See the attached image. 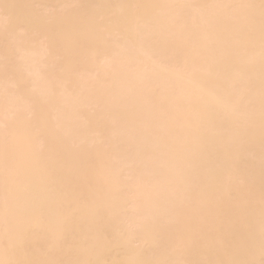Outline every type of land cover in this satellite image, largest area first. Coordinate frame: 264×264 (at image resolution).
I'll use <instances>...</instances> for the list:
<instances>
[{"label": "bare ground", "instance_id": "bare-ground-1", "mask_svg": "<svg viewBox=\"0 0 264 264\" xmlns=\"http://www.w3.org/2000/svg\"><path fill=\"white\" fill-rule=\"evenodd\" d=\"M0 264H264V0H0Z\"/></svg>", "mask_w": 264, "mask_h": 264}]
</instances>
